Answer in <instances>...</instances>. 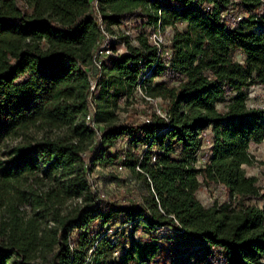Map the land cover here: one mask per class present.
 Listing matches in <instances>:
<instances>
[{
  "label": "trees",
  "instance_id": "1",
  "mask_svg": "<svg viewBox=\"0 0 264 264\" xmlns=\"http://www.w3.org/2000/svg\"><path fill=\"white\" fill-rule=\"evenodd\" d=\"M98 9L0 0V264H155L163 234L194 238L207 264H264V184L243 168L264 141V106L247 103L264 88V0ZM131 20L98 70L102 26ZM98 166L127 170L132 192L101 195ZM200 177L228 199L205 206Z\"/></svg>",
  "mask_w": 264,
  "mask_h": 264
},
{
  "label": "rangeland",
  "instance_id": "2",
  "mask_svg": "<svg viewBox=\"0 0 264 264\" xmlns=\"http://www.w3.org/2000/svg\"><path fill=\"white\" fill-rule=\"evenodd\" d=\"M95 10H99L96 7V3L93 2ZM134 20L125 22L120 26H114V34H121L122 32H129L134 34ZM167 30L165 36H167ZM134 37V35H133ZM168 40V38H167ZM119 48L126 50L122 44L117 45ZM237 58L243 61V54L238 53ZM141 93V92H140ZM247 103L250 107H263L264 106V88L262 86H252L249 89V95ZM123 102L121 106H124ZM220 107H223L222 105ZM131 108V107H130ZM127 116V112L118 111V120H124ZM250 153L254 156V163L252 165H244L243 168L248 176H255L259 179V184H264V141L259 144H251ZM95 186L99 189L101 195H117L119 193H131L133 187L136 184L134 178L125 169H116L112 166L107 168L98 166L93 173ZM201 178V186L197 191V196L205 206H212L215 202H223L228 199L224 192H221L220 188L207 183ZM120 226L117 224L116 227ZM116 227H112L114 230ZM111 230V231H113ZM137 234V232H136ZM139 236L149 238L147 232L141 230ZM163 245V252L159 258L155 261V264H207L204 257L193 248L194 238L182 237L178 238L176 235L169 236L163 234L161 237Z\"/></svg>",
  "mask_w": 264,
  "mask_h": 264
},
{
  "label": "built area",
  "instance_id": "3",
  "mask_svg": "<svg viewBox=\"0 0 264 264\" xmlns=\"http://www.w3.org/2000/svg\"><path fill=\"white\" fill-rule=\"evenodd\" d=\"M96 3V7L98 9V0H92V3ZM240 20L241 17H238ZM103 32H104V39L102 41V44L100 45L99 49L97 50L95 57H94V62L98 70L102 68V61L105 57L114 55V56H119L122 55L126 52V50H123V48H119L116 45V42L118 40V35L114 33H110L105 30V28L102 26ZM127 32V31H126ZM130 34L129 32H127ZM151 38L154 44H156L158 47H162L165 45L168 40L163 31L160 28L153 29L151 32ZM122 46H125L124 43H122ZM147 75L143 76L145 78ZM97 85V82L95 80L92 81V91L95 90ZM141 91V90H140ZM96 112V105L95 103L90 104L89 108V113L86 116V120L89 123H92L94 126H96L94 122V113ZM201 163L199 160L198 165ZM118 169H124L123 167H119Z\"/></svg>",
  "mask_w": 264,
  "mask_h": 264
}]
</instances>
